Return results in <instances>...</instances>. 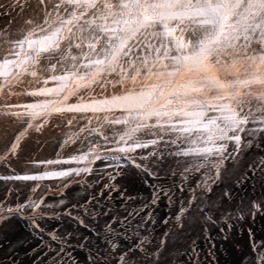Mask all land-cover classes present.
Instances as JSON below:
<instances>
[{"label": "snow or ice", "instance_id": "6c2138e0", "mask_svg": "<svg viewBox=\"0 0 264 264\" xmlns=\"http://www.w3.org/2000/svg\"><path fill=\"white\" fill-rule=\"evenodd\" d=\"M0 264H264V0H0Z\"/></svg>", "mask_w": 264, "mask_h": 264}]
</instances>
